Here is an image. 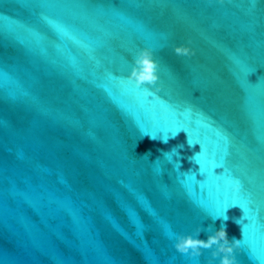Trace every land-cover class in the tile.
Returning <instances> with one entry per match:
<instances>
[{"label":"water","instance_id":"obj_1","mask_svg":"<svg viewBox=\"0 0 264 264\" xmlns=\"http://www.w3.org/2000/svg\"><path fill=\"white\" fill-rule=\"evenodd\" d=\"M221 226L264 264V0H0V264H219L174 244Z\"/></svg>","mask_w":264,"mask_h":264},{"label":"clouds","instance_id":"obj_2","mask_svg":"<svg viewBox=\"0 0 264 264\" xmlns=\"http://www.w3.org/2000/svg\"><path fill=\"white\" fill-rule=\"evenodd\" d=\"M173 51L178 57H192L195 55V50L184 44L177 45L173 48ZM158 64L153 58V51L144 48L142 49L134 59V64L131 69L128 81H134L137 88L143 87V91L148 94L150 88L157 85L159 79L157 75ZM159 91V88H156ZM183 145L175 147L177 149V156H180V149ZM199 152L194 155H198ZM239 184L234 185V190H238ZM197 229V235L194 237L191 234L177 235L174 244L175 249L181 253L186 254L189 257H199L202 254L203 249H213L211 252L212 259L219 258V264H237L235 251L239 249L241 241L233 238L229 240L226 227L221 226L220 229L208 236L207 240L197 238L199 236ZM212 264V260L209 261Z\"/></svg>","mask_w":264,"mask_h":264}]
</instances>
